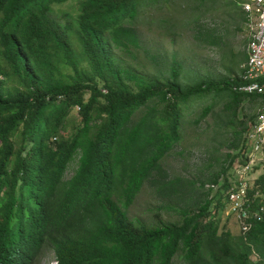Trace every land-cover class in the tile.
Here are the masks:
<instances>
[{
	"label": "trees",
	"instance_id": "obj_1",
	"mask_svg": "<svg viewBox=\"0 0 264 264\" xmlns=\"http://www.w3.org/2000/svg\"><path fill=\"white\" fill-rule=\"evenodd\" d=\"M67 1L0 0V264H37L45 249L56 264H264V219L233 235L218 219L231 181L211 197L241 157L245 118L256 115L245 105L264 103L237 90L246 53L217 79L185 85L175 62L149 78L120 54L139 47L140 8L156 0H81L74 20L53 11ZM218 102L237 153L199 188L170 178L163 160ZM149 181L170 198L210 187L179 221L150 225L128 216ZM255 185L264 190V173Z\"/></svg>",
	"mask_w": 264,
	"mask_h": 264
},
{
	"label": "rangeland",
	"instance_id": "obj_2",
	"mask_svg": "<svg viewBox=\"0 0 264 264\" xmlns=\"http://www.w3.org/2000/svg\"><path fill=\"white\" fill-rule=\"evenodd\" d=\"M80 1L68 0L62 5L53 6V11L57 17L74 20L79 13ZM192 1L185 3L184 0H170L165 3L156 0L142 6L136 24L139 47L120 54V65L149 78L162 79L175 62L182 66L180 80L185 85L205 78L226 76L227 69L239 62L240 54L246 53L249 21L243 8L244 0H204L202 4H199V0ZM205 34L219 38V44H209ZM260 106L253 108L246 104V117L255 114ZM222 107L223 103L218 102L212 116L209 115L198 125H186L181 140L162 162L170 178L196 181V188H199L201 183H208L210 178L221 171L227 153H237L227 147L233 135L220 127ZM77 112V108L71 112L74 124L79 120ZM245 120L249 129L251 123L247 118ZM246 132L240 141V148L244 146ZM240 158L233 162L217 185L212 187L211 197L218 191L225 177L233 180ZM76 161L70 165L67 177L71 175ZM263 173L264 167H260L254 177H260ZM209 187L210 184H206L204 189L194 192H189L187 188L183 195L185 197L170 198L161 195L153 182H146L130 207L128 216L150 225L159 222L175 223L179 221V209L193 208L197 201L204 198L202 196ZM218 212L219 228H227L233 235H238V225L227 214V207ZM174 263L180 264L177 260ZM37 264H56L52 251L43 250Z\"/></svg>",
	"mask_w": 264,
	"mask_h": 264
},
{
	"label": "built area",
	"instance_id": "obj_3",
	"mask_svg": "<svg viewBox=\"0 0 264 264\" xmlns=\"http://www.w3.org/2000/svg\"><path fill=\"white\" fill-rule=\"evenodd\" d=\"M243 8L249 21V36L247 59L242 65L243 84L237 90L264 95V0H244ZM260 167H264V103L246 132L227 197V214L243 233L252 221L264 219V190L255 185L259 177H254Z\"/></svg>",
	"mask_w": 264,
	"mask_h": 264
}]
</instances>
